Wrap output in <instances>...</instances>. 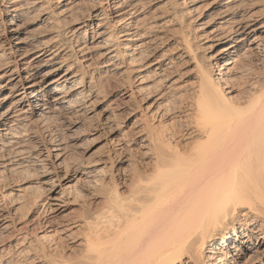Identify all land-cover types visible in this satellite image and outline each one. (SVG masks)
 Masks as SVG:
<instances>
[{
    "label": "bare ground",
    "instance_id": "1",
    "mask_svg": "<svg viewBox=\"0 0 264 264\" xmlns=\"http://www.w3.org/2000/svg\"><path fill=\"white\" fill-rule=\"evenodd\" d=\"M259 2L264 5V0H0V174L9 180L41 169V194L33 205H44L31 227L15 225L20 221L9 209L13 203L0 213L5 228L0 249L16 238L22 246L30 233L43 232L33 233L35 247L0 255V264H264V12L247 10ZM200 3L222 21L196 34L191 16L186 18ZM158 4L162 12L149 15L148 8ZM38 7L37 16L23 24ZM45 33L52 37L35 43ZM166 37L176 42L179 63L188 65L179 77L192 78L193 87L182 77L169 79L179 66L172 57L152 62ZM82 40L88 45L81 46ZM92 48L98 50L94 65L101 74L130 78L127 98L148 92L147 80L153 79L158 98L144 118L149 136L140 135L150 160L123 159L129 167L124 172L108 166L103 178L87 181L88 193H74L69 201L60 184L67 180L63 141L42 134L55 120L72 131L78 114L87 111L96 85L87 80V66L78 63ZM136 82L140 87L131 89ZM175 92L181 98L177 106L165 100ZM149 115L157 120L176 115L173 121L180 124L159 131ZM5 178L0 176V187L7 190ZM70 206L72 219L60 220ZM52 213L57 219L48 217ZM51 232L57 234L56 255L48 252L49 241L44 245Z\"/></svg>",
    "mask_w": 264,
    "mask_h": 264
},
{
    "label": "rangeland",
    "instance_id": "2",
    "mask_svg": "<svg viewBox=\"0 0 264 264\" xmlns=\"http://www.w3.org/2000/svg\"><path fill=\"white\" fill-rule=\"evenodd\" d=\"M161 4L163 5L164 3H161ZM161 4L149 7L148 8V11H149L148 14L150 15V12L152 14L154 12H156V13L162 12V11L164 12L163 9L166 6L163 5L164 6L163 7ZM159 5L161 7H163V8L160 7L162 11L159 9ZM198 6H201L199 8V10H197L196 12H192L193 14H195V13L196 14L192 15V13H190L186 18L188 20V17L191 16V17H189L190 21H188V22H190V25L192 24L191 25L192 29L193 28H195L194 30L203 29V28H206L207 25L211 26L212 28L218 27V24L221 23V21H222L221 20L222 18L220 16L219 17L217 16L218 13L216 11H214V13L213 12L209 13L203 3H200ZM263 6H264L263 2H259L258 4H254L253 6H250V8L248 7L247 10L257 12L260 14L261 12L262 13L264 12ZM38 8L30 9L28 14L26 15V17H24L22 23L23 24H26L27 22L30 23V21H32L31 18L33 16L34 17L37 16V13H39L40 7H38ZM156 8H158L159 11H156L157 10ZM148 14H147V16H149ZM58 17H59L58 20L64 19V18H61L60 16H57V18ZM31 29L33 31V29H36V28L34 26H32ZM198 30H196L194 32H196V34H199L200 30L199 31ZM51 37L52 36L50 33L40 34L37 37V39H36L37 41H35V43L36 42L42 43L43 41L45 42V41L49 40ZM169 37L171 38L170 35H169ZM261 38L264 39V33L261 34ZM84 41H86V40H82L83 44L81 46L88 45V43H85ZM164 42L165 43H163V46L162 45H161L162 47L159 46V49H157L156 52H154L152 62L158 61L159 59L162 58V56L167 57V58L169 57V59L172 57L173 63H175L176 67L179 65L178 66L179 69L177 68L178 69L177 70L175 68L174 71L171 70V72H170L171 76L169 79H172L173 81H175V80L179 81V79H181V77L185 76V73H187L188 65L186 66L185 63H183V62L179 63L180 61L175 54L176 53L175 50H177V47H176L177 44L175 41L169 40V38L166 37ZM35 43H34V45H35ZM230 44L231 43H229L228 45H230ZM173 49H175V50H173ZM207 49H205V50L203 49V51L205 52ZM86 51H88V52H84V55H83L84 58L81 57L82 59L80 60V63H78V65L80 64L79 66H84V65L87 66V68H84V73H86L89 77L87 80H90V78H93L95 85H96L95 94L93 95V97H90L89 98L90 100L87 102V107H88L86 109L87 111L86 112L82 111L80 114H78L77 118L80 120L79 124L72 131L61 129L58 126V122L55 120V121L49 122L47 124V126H45V129H44L43 134H42V135H46L48 138H54L57 141L60 140L61 142L63 141L62 142L63 143V153H62L63 157L61 160L63 162L61 163V165H62V170H63V176L66 175L67 180L62 179L60 181V184H61L62 188L64 187L63 190L65 192V195L69 194L70 199L68 198V196H66L69 201H71L73 199L74 193H77V192H80L81 194L88 193L89 190H87L88 189L87 181L97 179V177H98V179L103 178L107 172L108 166L111 167L112 164L114 165L115 168L118 167L117 169H120L121 171L124 172V171L129 170V167H128V163L123 164L120 162L123 159H124L123 161H125V159H126L127 161H130V160L136 161L137 163H140V161H141V164H144V161H145V163H149L150 157H147L149 155H144L146 153L145 151L147 149L145 148L144 145L142 146V144H143L142 141L146 137H144L142 139V138H140L141 137L140 135H142L141 132L142 133L145 132V136L146 135L149 136V133H147L146 130L145 131L143 130V128L145 129V125H146V121L144 118H145V115H148L150 112L151 108H148V106L150 107L152 102H154V100H156L158 98V92H156V90L152 87V86H154L151 82L153 79L152 80L149 79L150 81L147 80V83H148L147 88L150 89V90L149 89L146 90V91L149 90L148 92H144L141 94L138 93V94H136V96H134V98L132 97L131 99L127 98V95L125 93L128 92V90H129L128 85H129V81H130L129 79L130 78L127 75H125L123 77L122 76L105 77L104 74H101L100 71L98 69H96V67L94 65L96 63L95 61H97V58L99 55L98 50H95L92 48L91 50H86ZM207 52H208V50H207ZM207 52H205V53H207ZM209 54H210V52H209ZM181 65H183V66H181ZM161 75L162 74L160 73L159 76H161ZM180 75H182V76L179 77ZM116 77H117V79H116ZM120 77H121V79H120ZM136 78L137 77H135V79ZM124 79H126V80H124ZM184 79L187 80L186 81L187 87H189V86L193 87V85H194L193 81L194 80L192 78L186 79L184 77L182 80H184ZM96 83H98V84H96ZM151 84H152V86H151ZM149 86H151V87H149ZM138 87H140V85L138 86V82H136L135 84L132 85L131 89H136ZM187 89L189 90L190 88H187ZM175 93L177 94L178 97L176 96ZM175 93H173L174 95L170 94V96L169 95L166 96L165 100L171 99L172 104L177 106L178 103H180L181 98L178 95V92H175ZM128 95H130V93ZM142 95H144L145 97ZM179 99H180V101H179ZM175 101H176V103H175ZM174 117H176V115H170L169 117H166L163 119L158 118V120H157V118L152 119V117H150V115H149V119L151 120L150 122L153 123L151 125H153V127L156 129L157 128L158 129L163 128L162 130H164V131L166 129H169V131H170L172 128L175 127V125L180 124L179 120L173 121ZM137 122H139V123H137ZM164 124L168 125V126H163ZM155 126H157V127H155ZM159 126H161V127H159ZM46 129H48V130H46ZM160 129H159V131H162ZM27 172H29V173L23 172L21 174H18L16 176L9 178V180H7L8 177L5 178L6 176H9V175L5 176V174H3V175L0 174V176L2 178L3 177L5 178L3 181V185L4 184L7 185V187H6L7 190L0 187V213L3 210L4 211H7V210L10 211L9 209H11V212L16 214V216L14 215V218L17 221H20L17 224L15 223L16 226H21V225L24 226V225L29 224V222H30V224L28 226L31 227V223L32 222L35 223L36 218L39 216V212L41 213V211H43V209H44L43 203L41 204L42 206H39L37 203V208L34 207V205H33V202H34L33 200H35L34 198H36V200H37V198L41 194V192H40L41 191V189H40V187H41L40 186V176H41L42 171H41V169L37 170V169L32 168L31 170H28ZM64 172H66V173H64ZM67 172H69V173L67 174ZM14 177H16V178L14 179ZM5 180H7L8 183H6L7 181H5ZM69 180H70V182L67 183ZM13 181H15V184ZM89 181H88V183H89ZM8 185H9V187H8ZM30 185L34 191L29 187ZM25 186L27 188H24ZM67 186H68V188H66ZM69 186H71V187H69ZM28 188H30V190H32L33 192L29 191V190H26V192H25V190H23V189H28ZM10 192L13 193L14 197L13 196H10V197L6 196V194L8 195ZM27 192H29L31 197L28 196L29 194ZM21 193L24 195V200H28V205L32 204L31 205L32 210L30 209V206L27 205V203H26L27 201L25 202L23 200V198H22V200H21V198L19 199V195ZM70 194L73 196H70ZM23 195H21V196L23 197ZM27 197H30L32 200L30 199L31 200L30 201ZM14 199H16L19 203L21 201L22 202L20 204H18V202ZM9 202H10V204H9ZM24 203H26V207H25ZM29 203H31V204H29ZM16 204H17V206H19L21 204H23V205L19 206V207H21L19 209L18 207L16 208ZM10 205H11V207H9V209H8V206H10ZM27 206L29 207L30 211L28 210ZM17 209H19V211ZM14 210H16L17 212ZM70 210L72 211V206H70L64 213H61L62 215L61 214L58 215V218L60 220L65 219V217H67L66 218L67 220L72 219V215H70V214H72V212H70ZM53 215H56L55 217L57 219V214H54V213L48 215V217L49 216L52 217ZM70 216H71V218H70ZM26 221L28 223H26ZM2 224L3 223L0 219V237H1L0 241L3 240L1 235L5 232L4 231L5 228L3 227ZM50 230L51 229H49V231ZM35 232L36 231H34L33 233H35ZM33 233H30V234H32L31 236H33V237H31L29 234L28 235L29 238L27 237L28 241L26 240L23 243L24 245L22 244V246L20 245V242H17L18 238H16L15 240L12 239V240H10V242L4 243L5 245H3V247L1 248L2 250L0 249V255H6L9 252L11 254H16V255L21 254V253L23 254L22 250L28 248L29 247L28 244L30 245V247L34 244L33 246L35 247V245H37L38 243L37 242L33 243L36 240V238L34 239V237H36L37 234L42 236L43 232H42V230H40V231L38 230L35 233L36 236H34L35 234L33 235ZM53 233L54 232H51L50 234L48 233V237L49 236L50 237L49 238L47 237L48 239L44 243V245L46 247L48 246L46 244L50 243L49 244L50 247L48 246L50 249L55 248V245H57V234L54 235ZM31 239L32 240L34 239L33 242ZM29 241H31V244ZM48 241H49V243H48ZM53 241H54V243H53ZM49 250H48V252L50 254L51 253L55 254V255L57 254V249L56 250L52 249L51 252Z\"/></svg>",
    "mask_w": 264,
    "mask_h": 264
}]
</instances>
